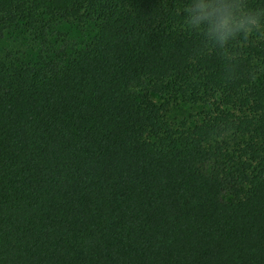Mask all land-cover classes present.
<instances>
[{
	"label": "trees",
	"instance_id": "1",
	"mask_svg": "<svg viewBox=\"0 0 264 264\" xmlns=\"http://www.w3.org/2000/svg\"><path fill=\"white\" fill-rule=\"evenodd\" d=\"M0 264H264V0H0Z\"/></svg>",
	"mask_w": 264,
	"mask_h": 264
},
{
	"label": "rangeland",
	"instance_id": "2",
	"mask_svg": "<svg viewBox=\"0 0 264 264\" xmlns=\"http://www.w3.org/2000/svg\"><path fill=\"white\" fill-rule=\"evenodd\" d=\"M152 99L154 102L159 105L165 104L166 100L163 97L153 95ZM169 114L168 117L171 120H187L189 122H193L195 119L192 116H197L202 112L203 108L201 107H192L188 105H184L181 102L171 100L168 104Z\"/></svg>",
	"mask_w": 264,
	"mask_h": 264
},
{
	"label": "clouds",
	"instance_id": "3",
	"mask_svg": "<svg viewBox=\"0 0 264 264\" xmlns=\"http://www.w3.org/2000/svg\"><path fill=\"white\" fill-rule=\"evenodd\" d=\"M244 21L241 20L239 24H236V21L232 14L230 12L225 13L221 16L220 23L216 26V31L220 34L219 39L221 41H226L228 39V36L232 34L233 26L243 28L244 27ZM250 24H257V21L255 19H252L249 21ZM250 31V30H248Z\"/></svg>",
	"mask_w": 264,
	"mask_h": 264
}]
</instances>
